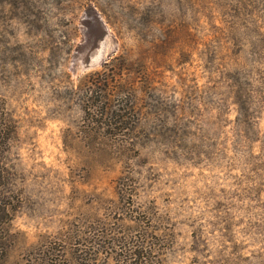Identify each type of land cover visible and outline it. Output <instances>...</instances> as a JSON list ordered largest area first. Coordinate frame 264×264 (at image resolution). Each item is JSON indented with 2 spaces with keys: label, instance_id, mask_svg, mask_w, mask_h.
<instances>
[{
  "label": "rangeland",
  "instance_id": "obj_1",
  "mask_svg": "<svg viewBox=\"0 0 264 264\" xmlns=\"http://www.w3.org/2000/svg\"><path fill=\"white\" fill-rule=\"evenodd\" d=\"M0 230V264L153 230L149 264H264V0H0Z\"/></svg>",
  "mask_w": 264,
  "mask_h": 264
},
{
  "label": "trees",
  "instance_id": "obj_2",
  "mask_svg": "<svg viewBox=\"0 0 264 264\" xmlns=\"http://www.w3.org/2000/svg\"><path fill=\"white\" fill-rule=\"evenodd\" d=\"M118 123V122H117ZM4 231L0 230V256H3L7 250L5 249V235ZM109 238V239H108ZM159 234H157L156 230H153L151 232H147L143 236H136L135 239H132L131 241H127L124 237H113L110 238L108 233H98L96 239H92L90 243L92 246L103 247V243L106 244L108 247L113 246H121L120 251L114 252L112 254V257L114 256V260L116 261V264H130V263H138L139 261L143 264H149L151 262V254L152 252V245L156 243L154 240H158ZM128 242V243H127ZM79 243V242H76ZM46 251L45 253L49 256L51 253V249H53L48 244L45 245ZM78 249H74L66 258L65 262H60L59 264H98L96 258L94 260H91V258H88V253L85 258H82L84 261L80 262L79 259L74 260V253H76ZM54 264V263H52ZM99 264H105V263H99Z\"/></svg>",
  "mask_w": 264,
  "mask_h": 264
}]
</instances>
